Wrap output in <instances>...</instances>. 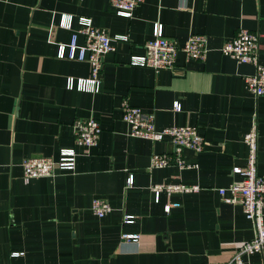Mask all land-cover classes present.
I'll return each instance as SVG.
<instances>
[{"label":"crops","instance_id":"crops-1","mask_svg":"<svg viewBox=\"0 0 264 264\" xmlns=\"http://www.w3.org/2000/svg\"><path fill=\"white\" fill-rule=\"evenodd\" d=\"M69 17L70 29L59 27ZM79 17L125 38L104 56L97 90H68L66 79L87 78L89 64L56 56L58 45L78 32ZM155 23L180 44L205 35V59L178 52L173 70L131 66ZM239 29L259 34L264 63V0H143L131 18L118 16L108 0H0V264L227 263L254 229L240 205L224 203L217 189L240 179L232 169L245 167L243 136L252 122L257 173L264 177V95H253L245 81L255 68L220 51ZM125 99L153 113L156 129L196 127L202 152L185 149L183 169L148 170L153 154L174 149L167 140L130 135L121 119ZM89 117L100 124L99 139L89 149L75 147L73 123ZM73 147V172L23 180L24 158L56 159ZM178 183L198 190L161 192L156 200L154 185ZM94 198L105 199L111 212L95 216ZM168 202L178 206L166 213ZM125 215L133 223H123ZM124 233L139 239L123 240ZM244 260L264 264V250Z\"/></svg>","mask_w":264,"mask_h":264},{"label":"built area","instance_id":"built-area-1","mask_svg":"<svg viewBox=\"0 0 264 264\" xmlns=\"http://www.w3.org/2000/svg\"><path fill=\"white\" fill-rule=\"evenodd\" d=\"M115 13L124 18H131L134 9L143 0H108ZM70 18V17H69ZM72 17L68 21H60L59 27L70 29ZM79 30L71 35L67 44L58 45L57 58L87 62L89 64V76L87 78L66 79L68 90L90 91L97 90L100 75L103 68V58L114 51V42L124 40L122 37H110L103 29L92 24L90 18H78ZM78 34L83 37V43H78ZM259 34L256 32L239 29L235 36L226 41L220 51L235 59L237 63L251 64L255 68L253 75L245 77L248 90L255 96L264 95V63L260 62L261 49ZM207 38L205 35H190L184 43L168 38L163 34L160 23L153 26L152 38L148 39L143 47L144 54L132 56L129 64L135 67H146L155 72L161 70H173L178 52H183L186 57L194 61H203L207 52ZM264 49V46H262ZM173 110L178 112L181 105L175 101ZM121 119L129 127L132 136L149 139L153 142L169 141L173 146V154H153L148 170L162 168L170 165L183 169L186 163L183 159L185 149L200 153L204 147V139L196 127L169 126L156 129L153 113L143 112L125 99L121 104ZM75 147L89 149L94 146L100 136L101 127L94 117L77 119L73 123ZM243 142L247 147L245 167H233L232 173L239 175L240 179L227 187L217 189L220 199L227 204L240 205L245 218L254 229L253 237L242 243L231 259L225 264H247L244 257L264 250V177L257 173V128L252 122L250 129L244 134ZM77 152L75 148H63L59 151L58 158L49 156H32L24 158L21 162L22 177L24 181L41 177H53L57 171L73 172L76 167ZM134 183L133 174H128L125 180L126 187ZM197 186L178 184H158L152 187L158 201L159 193H191L197 191ZM177 204L165 205V212L169 213ZM112 210L110 204L102 198H94L91 202V211L98 218L105 217ZM134 221L132 215H125L123 223L131 224ZM121 238L128 241H138L139 236L122 234ZM22 253H13L18 257Z\"/></svg>","mask_w":264,"mask_h":264}]
</instances>
